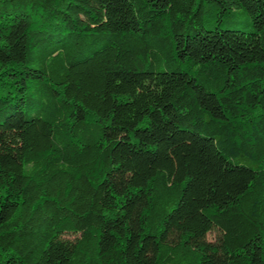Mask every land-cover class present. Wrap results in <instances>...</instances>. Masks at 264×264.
<instances>
[{"label": "trees", "instance_id": "1", "mask_svg": "<svg viewBox=\"0 0 264 264\" xmlns=\"http://www.w3.org/2000/svg\"><path fill=\"white\" fill-rule=\"evenodd\" d=\"M0 264H264V0H0Z\"/></svg>", "mask_w": 264, "mask_h": 264}, {"label": "rangeland", "instance_id": "2", "mask_svg": "<svg viewBox=\"0 0 264 264\" xmlns=\"http://www.w3.org/2000/svg\"><path fill=\"white\" fill-rule=\"evenodd\" d=\"M216 235H217V231L211 230L210 232L207 233L206 237L208 240H213V239H215ZM75 236H76V234H74V233H64L63 234L64 238H69V239L74 238Z\"/></svg>", "mask_w": 264, "mask_h": 264}]
</instances>
